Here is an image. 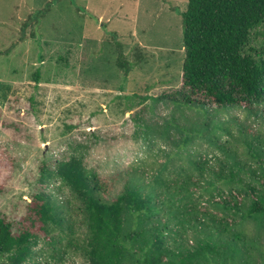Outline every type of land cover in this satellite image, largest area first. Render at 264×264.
<instances>
[{
    "label": "rangeland",
    "instance_id": "1",
    "mask_svg": "<svg viewBox=\"0 0 264 264\" xmlns=\"http://www.w3.org/2000/svg\"><path fill=\"white\" fill-rule=\"evenodd\" d=\"M188 5L0 0V220L19 221L42 194L62 222L24 261L0 264H93L84 203L59 175L72 163L109 201L136 177L188 198L178 218L216 217L229 235L264 246V231L245 217L264 182V104L195 108L168 97L183 88ZM171 225L183 237H168L170 246H191L192 225Z\"/></svg>",
    "mask_w": 264,
    "mask_h": 264
},
{
    "label": "trees",
    "instance_id": "2",
    "mask_svg": "<svg viewBox=\"0 0 264 264\" xmlns=\"http://www.w3.org/2000/svg\"><path fill=\"white\" fill-rule=\"evenodd\" d=\"M183 18V88L168 97L195 108L256 111L264 104V0H189ZM59 170L84 203L91 232L87 256L93 264H264V246L229 235L216 217L205 216L201 222L193 218L190 223L178 218L188 198H178L175 189L160 191L128 177L121 194L109 201L99 193L98 178L80 164ZM258 184L245 217L264 231V182ZM163 214L169 218L164 220ZM175 220L192 225L191 246L177 244V239L175 247L168 243L171 235L183 237L172 228ZM60 225L50 199L36 195L19 221L0 220V256L24 261L31 245L53 240V230Z\"/></svg>",
    "mask_w": 264,
    "mask_h": 264
}]
</instances>
